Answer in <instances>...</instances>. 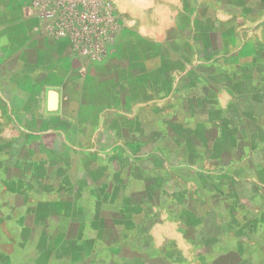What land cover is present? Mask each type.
Returning a JSON list of instances; mask_svg holds the SVG:
<instances>
[{"label": "crops", "instance_id": "obj_1", "mask_svg": "<svg viewBox=\"0 0 264 264\" xmlns=\"http://www.w3.org/2000/svg\"><path fill=\"white\" fill-rule=\"evenodd\" d=\"M31 1L0 0V235L33 253L0 264L142 254L131 236L160 209L258 234L253 262L237 240L211 264H264V0H113L121 24L99 60L48 35Z\"/></svg>", "mask_w": 264, "mask_h": 264}, {"label": "rangeland", "instance_id": "obj_2", "mask_svg": "<svg viewBox=\"0 0 264 264\" xmlns=\"http://www.w3.org/2000/svg\"><path fill=\"white\" fill-rule=\"evenodd\" d=\"M111 1L113 2V0ZM114 15L117 21L118 33L121 19H119L120 17L116 11H114ZM219 16L222 17L224 15L220 14ZM243 18L244 19L238 20L240 21L239 26L242 27L243 25H247L252 27L250 26V23L254 22L255 18L250 15H246ZM249 30L250 31L247 32V35L249 36L254 33H259L257 28L253 33L252 28ZM116 38L114 42L106 45L107 53L110 48L114 47ZM68 43L70 47H72L71 42L68 41ZM261 149H264V144ZM257 155L259 154L257 153ZM248 167L250 171H253L252 166ZM181 173L184 176H188L191 172L183 168ZM187 193L188 190H184L183 194L187 196ZM261 204L264 206V199L261 201ZM179 210L173 209L166 211L165 209H160V214L157 219L151 217L150 220H148V224L150 226L148 231L138 232L131 236L133 237V244L137 248L139 247L138 249L142 252V254L129 253L126 249L118 248L117 246H107L100 250L99 258L103 260V264H111L113 261L120 260V264H211V259L207 258L210 256L211 252L216 258L218 251L224 249L225 247L237 250L236 241L238 240L242 243V246L251 247L246 249L247 262L250 263L256 259L257 253H255L252 249V245L255 244L258 238L257 233L254 232L248 235L244 234L236 239L235 234L227 231V226L222 221V214L218 216L217 213H215V215L213 211H208L207 214L205 213V215L201 217V220L199 219L198 221V219L193 220L195 219L193 216H181L180 214L182 211ZM222 212L223 211H220V213ZM136 214L138 215L139 211H136ZM105 216L106 215L100 216L101 220L99 223L110 226L111 224L109 223L104 224L103 219ZM189 227L192 228L190 229ZM229 228L231 229L232 227L230 226ZM3 230H1L2 234L0 235V255L8 257L12 261L17 260L18 262H22L23 260H27L31 257L29 256L33 253L31 250L14 251V249L10 247L12 246L11 244L5 243L2 239L3 236H9L10 233L15 235L16 232L14 230H10L9 228H4ZM113 237L114 236L111 235L109 239H112ZM224 261H226V259H224ZM230 262H232V260H230L229 263ZM218 263L223 264V261L219 259Z\"/></svg>", "mask_w": 264, "mask_h": 264}, {"label": "built area", "instance_id": "obj_3", "mask_svg": "<svg viewBox=\"0 0 264 264\" xmlns=\"http://www.w3.org/2000/svg\"><path fill=\"white\" fill-rule=\"evenodd\" d=\"M45 32L71 42L72 48L89 60L107 54L115 41L117 21L111 0H32Z\"/></svg>", "mask_w": 264, "mask_h": 264}, {"label": "trees", "instance_id": "obj_4", "mask_svg": "<svg viewBox=\"0 0 264 264\" xmlns=\"http://www.w3.org/2000/svg\"><path fill=\"white\" fill-rule=\"evenodd\" d=\"M261 120L262 122L264 123V114L262 115L261 117ZM248 124V123H247ZM247 127H251V125H247ZM229 146H234L233 145V142H232V139H230L229 141ZM240 146H243L242 144H240ZM263 152H264V149H263ZM263 158H264V153H263ZM111 214H107L105 217H104V224H112V223H115V222H119L118 224H122V225H125V226H129V225H132L133 223L135 222H138L137 220H140V217H137V216H133V215H122L120 217V219L118 221H116L118 218L117 217H113L112 215L110 216ZM97 218V217H95ZM112 229V228H111ZM113 234V232L111 230H109L108 232H105L104 233V236L103 238H108L110 237L111 235Z\"/></svg>", "mask_w": 264, "mask_h": 264}]
</instances>
